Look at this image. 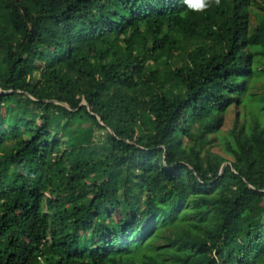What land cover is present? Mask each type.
<instances>
[{
  "label": "trees",
  "instance_id": "1",
  "mask_svg": "<svg viewBox=\"0 0 264 264\" xmlns=\"http://www.w3.org/2000/svg\"><path fill=\"white\" fill-rule=\"evenodd\" d=\"M0 264H264L261 0H0Z\"/></svg>",
  "mask_w": 264,
  "mask_h": 264
},
{
  "label": "clouds",
  "instance_id": "2",
  "mask_svg": "<svg viewBox=\"0 0 264 264\" xmlns=\"http://www.w3.org/2000/svg\"><path fill=\"white\" fill-rule=\"evenodd\" d=\"M184 3L190 10L193 11H207L213 5L219 6L220 0H197L194 4L193 0H184Z\"/></svg>",
  "mask_w": 264,
  "mask_h": 264
},
{
  "label": "rangeland",
  "instance_id": "3",
  "mask_svg": "<svg viewBox=\"0 0 264 264\" xmlns=\"http://www.w3.org/2000/svg\"><path fill=\"white\" fill-rule=\"evenodd\" d=\"M261 1L264 4V0H261ZM251 95H252V89H250L249 92L247 93V95L245 96V98H246L245 102H246L247 107H249V108L253 107V104H254L252 99L250 98ZM232 117H233L232 113H229L223 131H226L228 128H230Z\"/></svg>",
  "mask_w": 264,
  "mask_h": 264
}]
</instances>
